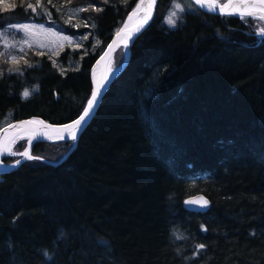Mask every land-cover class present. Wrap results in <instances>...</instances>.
Segmentation results:
<instances>
[{
	"label": "trees",
	"instance_id": "1",
	"mask_svg": "<svg viewBox=\"0 0 264 264\" xmlns=\"http://www.w3.org/2000/svg\"><path fill=\"white\" fill-rule=\"evenodd\" d=\"M172 1L158 0L75 145L37 141L40 159L0 173V264H264L263 34L251 17L189 0L168 26ZM137 2L0 3V30L48 20L83 36L0 73V121L76 119L95 61ZM198 193L205 212L184 206Z\"/></svg>",
	"mask_w": 264,
	"mask_h": 264
},
{
	"label": "water",
	"instance_id": "2",
	"mask_svg": "<svg viewBox=\"0 0 264 264\" xmlns=\"http://www.w3.org/2000/svg\"><path fill=\"white\" fill-rule=\"evenodd\" d=\"M189 1L199 10L206 12V13L215 14V15H234V16H238V17H257V18L264 15V12H257L255 10H252L251 11L252 15L244 14L242 16L241 10L234 9V8H225V5H230V3L233 0H225L222 4L206 3V2H203L201 0H189ZM239 1L251 2L253 4L259 3V0H239ZM148 2H149V0H138L136 5L134 6V8L125 17L121 27L112 36V38L110 39V41L106 45L104 51L102 52V54L95 61L94 65L92 67V70H91L92 91H91V95H90L89 99H91L92 93L96 90L97 83L105 85V87H103L101 89V95L98 98V102L95 105L90 116L86 119L85 122L82 123L80 130L76 131V139H77L79 133L82 131V129L86 126V124L89 122V120L92 118L93 114L95 113V111H96V109L100 103V100H101L107 86L111 82V80L125 66V64L128 60V57H129L130 45L137 38V36L143 31V29L151 22V20L154 16V13H155V9H156V5H157L158 0H155V4H154L153 8L150 10V18L147 20L146 23L142 19L139 23H137L135 25H132V26L127 25L128 17L131 15V13L133 14L135 9L137 8V5L140 3H143L144 5H146ZM202 4H204L205 6H202ZM207 5H214V8L210 10V8ZM144 12L146 14L148 12V10L144 9ZM246 12L247 11H245V13ZM261 20L264 22V19H261ZM140 25H142V27H139ZM138 27H139V30H137ZM117 33H119V35H117ZM122 36L125 39L124 42H121L122 41L121 39H123ZM262 37H264V34L262 35ZM109 46H111V47H109ZM120 47L126 48V52H124V59H123L122 63L119 64V66L112 72V74H109L108 73L109 62L113 58L115 51ZM105 54H107V55H105ZM102 57H103V59H102ZM94 67L97 68V73H98L96 82H94V80H93V69H94ZM87 103H88V101H87ZM87 103H86V105H85V107L82 110L80 115L83 114V111L87 107ZM79 116L76 119H74L70 122L64 123V124H51V123H48L46 121H43V120L37 119V118L14 120V121H11V122L5 124L4 126H2L0 128V140H3L4 137L10 138V137L16 136L20 132H25L24 138L26 139V146H25L23 151H25L26 149H29V145H30V154H31L33 144L37 141L57 142V141L71 139V136L69 134L70 130L67 129L65 126L73 124L74 121H76L79 118ZM29 121H42L43 123H31L30 124V123H28ZM45 126H47V127H45ZM57 130H62V131H57ZM76 139L73 140V146L76 143ZM6 156L7 155L3 154L2 148L0 147V160L2 161V159ZM64 156H63V158H64ZM26 160H29V159L22 157V156H19V158L17 160H15L14 162H11V163L5 164L2 161L4 166L0 168V173L7 172L11 169L16 168L22 162H24ZM17 161H19L18 164H17ZM201 200L207 201L206 207H202L201 203H199V202L191 203V204L187 203L188 201H201ZM209 205H210V202H209L208 198L201 193L188 196L184 200L185 208L187 210L193 211V212H205L209 208Z\"/></svg>",
	"mask_w": 264,
	"mask_h": 264
},
{
	"label": "rangeland",
	"instance_id": "3",
	"mask_svg": "<svg viewBox=\"0 0 264 264\" xmlns=\"http://www.w3.org/2000/svg\"><path fill=\"white\" fill-rule=\"evenodd\" d=\"M224 1L225 0H212V2L209 3L222 4ZM2 2H4V0H0V3ZM177 3L181 5L183 11L191 8V4L188 0H173L167 8L164 17V21L168 26L170 25L166 22L167 17L172 11H176L175 4ZM83 10L84 8L82 9V6L71 8L70 10H66V15L73 19L79 11ZM183 11H177L175 24ZM251 19V24L253 25L252 28L258 30L259 35L264 34V22L257 17H251ZM22 25L29 26L27 32L22 29ZM82 38L83 36L81 35H73L65 32L61 26H58V24L48 20L43 22L30 20L8 24L0 30V73L3 71H19L22 65L29 63L28 61L34 53L45 52L51 57H54L66 47L75 49L79 46ZM5 42L14 46L5 47ZM124 52V48L121 47L119 50H117L116 54L113 55V58L110 61V65L113 70H115L119 64H121ZM29 53L30 56L28 57L27 55ZM8 122H10L9 118L2 119L0 121V128ZM18 141L16 142L17 144L14 143L12 152H23L26 146V139H21ZM6 155L12 157L13 159H17V157L20 156L12 154ZM33 157V159H40L36 156Z\"/></svg>",
	"mask_w": 264,
	"mask_h": 264
},
{
	"label": "snow or ice",
	"instance_id": "4",
	"mask_svg": "<svg viewBox=\"0 0 264 264\" xmlns=\"http://www.w3.org/2000/svg\"><path fill=\"white\" fill-rule=\"evenodd\" d=\"M155 4V0H149V2L144 5L143 3L141 4H138L137 5V8H136V11L133 12V15H136L138 12L144 10V9H147L148 12L143 16V21L146 23L147 20L150 18V10L153 8ZM202 6H205L204 4H202ZM210 10L214 8V5H207ZM29 7H33L32 5H29ZM232 7H235V8H239L241 9V15L243 16L244 14H248V15H252V12L251 11H247L245 13V10L247 9H253L257 12H264V0H259V3L258 4H245V5H225V8H232ZM175 9L176 11H172L169 16L167 17V20L166 22L170 25V26H175V20L177 18V11H183V8L181 7V5L179 3L175 4ZM33 11H35V7H33ZM260 19H264V15L260 16L259 17ZM22 29L27 32L28 31V25H22L21 26ZM139 27H142V25H140ZM139 27L137 30H139ZM117 35H119V33H117ZM9 46H14V45H9L7 42H5V47H9ZM111 47V46H109ZM107 55V54H105ZM15 59V58H13ZM103 59V57H102ZM105 87V85H102L100 83H97V86H96V90L92 93V96H91V99L88 100V103H87V107L85 108V110L83 111V114L79 116V118L74 121L73 124H70V125H66L65 127L67 129L70 130V136H71V139L75 140L76 139V131L80 130L81 126H82V123L86 121V119L90 116L91 112L93 111L95 105L97 104L98 102V98L100 97L101 95V89ZM24 97L27 98L30 93L28 91H25L23 93ZM28 123H43L42 121H29ZM47 127V126H45ZM57 131H62V130H57ZM10 154L12 155H20L22 157H25L27 159H33L34 157L30 154V145H29V149H26L25 151L23 152H10ZM19 163V161H17V164ZM201 203V206L202 207H206L207 205V201H188L187 203L191 204V203ZM198 248H203L204 246L203 245H198L197 246ZM47 252H45V256H47Z\"/></svg>",
	"mask_w": 264,
	"mask_h": 264
},
{
	"label": "bare ground",
	"instance_id": "5",
	"mask_svg": "<svg viewBox=\"0 0 264 264\" xmlns=\"http://www.w3.org/2000/svg\"><path fill=\"white\" fill-rule=\"evenodd\" d=\"M201 1L206 2V3L212 2V0H201ZM245 4H253V3H251V2H245V1H239V0H233L230 3V5H245ZM232 8L241 10V9L235 8V7H232ZM252 10L253 9H247L245 11H252ZM135 11H136V9H135ZM144 15H145L144 10L138 12L136 15H133L131 13V15L128 17L127 25H131L132 26V25H135V24L139 23L142 20V18H143ZM122 38L123 39H121L122 40L121 42H124L125 39H124L123 36H122ZM124 50L126 52V48H124ZM113 71L114 70L112 69V67L110 65V62H109L108 73L109 74H112ZM97 76H98L97 68L94 67V69H93V80H94V82H96ZM24 137H25V132H20L16 136H13V137H10V138H5L4 137L3 140H0V147L2 148L3 154H10V152H12V147H13L14 143H16L18 140L23 139ZM3 166L4 165H3L2 161L0 160V168L3 167Z\"/></svg>",
	"mask_w": 264,
	"mask_h": 264
}]
</instances>
